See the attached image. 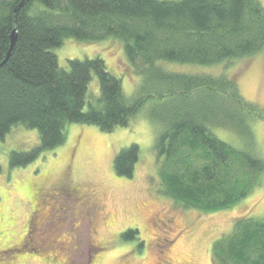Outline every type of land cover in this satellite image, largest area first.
<instances>
[{
    "label": "trees",
    "instance_id": "obj_1",
    "mask_svg": "<svg viewBox=\"0 0 264 264\" xmlns=\"http://www.w3.org/2000/svg\"><path fill=\"white\" fill-rule=\"evenodd\" d=\"M21 2L0 0V65L17 31L11 56L0 67V142L22 126L37 131L40 144L13 152L12 167L63 146L68 125L110 133L128 127L152 103L161 195L185 210L214 214L261 185L264 160L249 118L264 123V109L242 97L233 74L167 67L213 68L261 53L264 9L258 0H25L17 11ZM107 38L123 43L131 69L141 76L144 96L133 103L102 59L69 61L64 69L53 52L68 39ZM94 76L97 99L88 95ZM215 128L233 132L239 142L222 141ZM139 159L137 145L122 150L114 159L116 174L132 178ZM138 234L129 230L122 239L133 241ZM212 263L264 264V217L236 219L214 242Z\"/></svg>",
    "mask_w": 264,
    "mask_h": 264
},
{
    "label": "rangeland",
    "instance_id": "obj_2",
    "mask_svg": "<svg viewBox=\"0 0 264 264\" xmlns=\"http://www.w3.org/2000/svg\"><path fill=\"white\" fill-rule=\"evenodd\" d=\"M258 1L264 9V0ZM53 52L64 69L69 61L100 58L107 71L121 80L128 102L144 96L141 76L131 69L120 40L68 39ZM167 67L187 73L192 68L193 73L233 74L242 97L264 109V50L226 66ZM88 95L99 97L96 76ZM151 104L128 127L110 133L90 125H68L63 146L26 166L12 167L11 154L38 147L39 133L22 126L11 129L0 142V264H87L89 246L95 247L92 264H213L214 242L231 231L236 219L264 217V180L235 207L214 214L185 210L161 195ZM249 123L255 148L264 160V123L254 118ZM213 133L224 142H239V136L226 129L215 128ZM132 145L140 150L134 175L119 177L114 159ZM69 192L75 194L73 199L67 198ZM86 201L89 205L82 208ZM35 209L41 216L55 214L52 227H40L38 215H32ZM129 230L139 233L136 240L122 239Z\"/></svg>",
    "mask_w": 264,
    "mask_h": 264
},
{
    "label": "flooded vegetation",
    "instance_id": "obj_3",
    "mask_svg": "<svg viewBox=\"0 0 264 264\" xmlns=\"http://www.w3.org/2000/svg\"><path fill=\"white\" fill-rule=\"evenodd\" d=\"M65 191L66 189L65 188H61V191ZM62 194H64L63 192H62ZM77 194V193H76ZM68 197L67 198H71L72 197V199H73V196H75V194H73L72 195V193H68ZM76 198H77V195H76ZM77 199H79L80 200V198H77ZM89 205V202L88 201H86L85 203H83L82 202V208L85 206V205ZM96 205V204H95ZM47 206H48V204H47ZM64 209H60V211H63ZM35 214H37L38 215V219H40V221H39V224H40V227L41 228H46V227H49V226H51L52 227V221H53V219H54V216H55V214L52 212L51 213V215H48L47 217L46 216H41V215H39V214H41V213H39V211H36V209L34 210V212H33V214L32 215H35ZM35 218H36V216H35ZM30 229V224L28 225V230ZM88 229H90V227H88ZM30 232V231H29ZM89 242V240H87V241H85V244H87ZM140 243H139V246L140 247H144V244H143V242L142 241H139ZM23 245H24V243H22L20 246L21 247H23ZM93 248H95V247H91V246H89V249H88V251H87V255H88V261H87V264H92V259H93V253H92V251L94 250ZM138 250V249H137ZM137 250H133L132 252H134L135 254V256H137V253H136V251ZM164 264H171L170 262H164Z\"/></svg>",
    "mask_w": 264,
    "mask_h": 264
},
{
    "label": "water",
    "instance_id": "obj_4",
    "mask_svg": "<svg viewBox=\"0 0 264 264\" xmlns=\"http://www.w3.org/2000/svg\"><path fill=\"white\" fill-rule=\"evenodd\" d=\"M24 3H25V0H22V2H21V4L19 5L17 11H18L19 9H21V8L24 6ZM17 11H16V12H17ZM16 42H17V31L14 30L13 33H12V35H11V46H10L9 53H8V55H7V57H6V60L0 65V67H2V66L8 61V59L10 58L11 53H12L14 47H15Z\"/></svg>",
    "mask_w": 264,
    "mask_h": 264
}]
</instances>
